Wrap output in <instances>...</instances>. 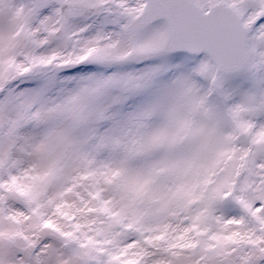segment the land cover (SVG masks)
I'll return each mask as SVG.
<instances>
[{"label": "snow or ice", "instance_id": "1", "mask_svg": "<svg viewBox=\"0 0 264 264\" xmlns=\"http://www.w3.org/2000/svg\"><path fill=\"white\" fill-rule=\"evenodd\" d=\"M0 264H264V0H0Z\"/></svg>", "mask_w": 264, "mask_h": 264}]
</instances>
